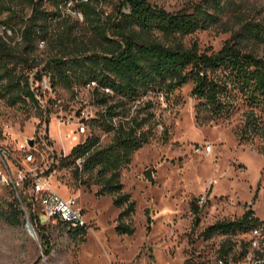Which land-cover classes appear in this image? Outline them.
<instances>
[{"label": "rangeland", "instance_id": "rangeland-1", "mask_svg": "<svg viewBox=\"0 0 264 264\" xmlns=\"http://www.w3.org/2000/svg\"><path fill=\"white\" fill-rule=\"evenodd\" d=\"M122 1L101 2L100 19L105 22ZM147 1L169 13H193L198 5L209 7L207 0ZM121 6L123 14L131 12L129 3ZM69 7L62 20L51 23V36L70 28L76 44L96 45L99 38L91 22ZM13 8L19 14L31 13L26 6ZM209 12L217 17L218 24L184 38L186 46L197 44L201 51L216 52L243 24L264 26V0H222L220 9L210 6ZM9 14L0 7V35L8 44L22 49L19 32H4L2 21ZM153 38L161 36L153 34ZM243 46L264 56V41H247ZM55 54L52 47L42 42L31 59L36 58L44 70ZM35 79L32 74V88L44 108L34 107L29 100L10 106L7 99L0 97V125L12 148H19L29 139L35 141L39 134L47 135L50 151L41 150L43 156L36 155L34 167L62 198L79 202L90 227L84 234H76L60 225L47 226L51 250L45 255L39 233L17 193L0 189V264H183L189 259L211 263L226 237L214 235L205 240L202 232L206 228L218 221L237 220L248 209L264 221V155L259 154L258 143L238 141L233 132L238 116L198 125V102L192 96L193 84L189 83L168 97L150 95L154 112L152 139L134 154L130 166L122 172L124 191L136 203L132 216L136 232L133 236L119 234L116 227L122 210L114 207L112 197H97L99 187L80 185L75 165L64 166L62 162L91 135L100 138L101 146L112 139V133L88 124L102 109L93 104L94 88L68 89L60 84L53 87L51 73L46 71L40 81ZM84 115L88 117L87 133L81 135L79 127ZM207 146L212 147L209 153L203 151ZM82 160L77 159L76 165L81 167ZM148 173L153 181L147 178ZM20 197L23 199L22 194ZM201 198L202 205L198 203ZM193 203L200 210L196 225ZM16 208L23 212L17 225L7 220ZM28 209L31 215L32 207ZM28 222L34 235L27 228Z\"/></svg>", "mask_w": 264, "mask_h": 264}, {"label": "trees", "instance_id": "trees-1", "mask_svg": "<svg viewBox=\"0 0 264 264\" xmlns=\"http://www.w3.org/2000/svg\"><path fill=\"white\" fill-rule=\"evenodd\" d=\"M103 1L0 0L3 11L10 12L2 21L4 32H19L23 46L17 49L0 35V97L7 99L10 106L29 100L34 107L44 108L31 85L32 74L37 78L35 81H40L44 71L51 73L53 87L60 84L76 89L92 82L97 84L92 100L102 109L88 124L104 133H112V139L108 145L101 146L100 138L91 135L62 162L64 166L75 165L80 185L99 187L97 197H112L114 207L122 210L117 232L133 236L136 229L132 216L136 203L124 191L122 172L130 166L134 154L152 139L154 112L150 95L168 97L192 83V96L198 102L197 124L205 126L238 116L233 127L238 141L257 142L259 154L264 155V56L243 46L247 41L263 42L264 26L247 22L219 51H201L197 44L186 46L183 39L218 24L209 9L210 6L220 9L222 0H207V9L198 5L193 13H169L147 0H124L122 4L129 3L131 12L123 14L121 4L105 22L100 19L98 10ZM69 4V9L80 12L85 21L93 25L99 38L96 45L76 44L70 28L56 37L51 36V23L62 20ZM14 6H26L31 13L19 14ZM153 34H159L161 39L153 38ZM42 42L56 51L44 70L40 69L36 58L31 59ZM77 159H83L81 167L76 165ZM147 178L153 181L149 173ZM191 209L196 225L199 206L193 203ZM21 215L23 212L16 208L15 214L7 220L17 225ZM30 217L45 255H49V225H41L33 209ZM262 222L252 209L237 220L218 221L202 232L205 240L214 235L226 237L218 256L211 263L189 259L183 264H214L217 258L233 253L237 247L235 237ZM55 225L76 234L86 232L63 223Z\"/></svg>", "mask_w": 264, "mask_h": 264}, {"label": "built area", "instance_id": "built-area-1", "mask_svg": "<svg viewBox=\"0 0 264 264\" xmlns=\"http://www.w3.org/2000/svg\"><path fill=\"white\" fill-rule=\"evenodd\" d=\"M96 86L95 82L87 85L88 88ZM87 120L88 117L84 115L79 127L81 135L87 133ZM49 147L47 135L43 133L35 138L33 147L26 141L19 148H12L0 125V189L14 190L26 215L30 217L28 207H32L41 225L63 223L71 229L87 231L90 225L85 221L79 202L75 198H62L47 180L37 173V167H34L36 155L43 156L41 150L50 151ZM211 148L207 146L203 151L209 153ZM21 194L24 200L21 199ZM198 203L204 204V199L201 198ZM233 241L237 244L233 253L225 258H217L214 264H264V221L238 235Z\"/></svg>", "mask_w": 264, "mask_h": 264}, {"label": "water", "instance_id": "water-1", "mask_svg": "<svg viewBox=\"0 0 264 264\" xmlns=\"http://www.w3.org/2000/svg\"><path fill=\"white\" fill-rule=\"evenodd\" d=\"M46 129H47V124H46ZM27 142L29 143V145L31 147H33L34 144H35V141L33 139H29V140H27ZM27 228L29 229V231L31 232V234H33V235L35 234V230L29 224H27Z\"/></svg>", "mask_w": 264, "mask_h": 264}]
</instances>
